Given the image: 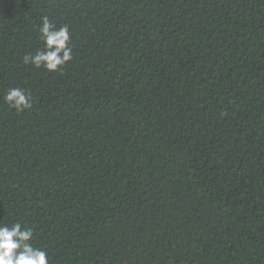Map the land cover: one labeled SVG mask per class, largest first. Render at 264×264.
Instances as JSON below:
<instances>
[{"label": "trees", "instance_id": "obj_1", "mask_svg": "<svg viewBox=\"0 0 264 264\" xmlns=\"http://www.w3.org/2000/svg\"><path fill=\"white\" fill-rule=\"evenodd\" d=\"M45 15L70 33L55 72L23 63ZM16 222L49 264H264V0H0Z\"/></svg>", "mask_w": 264, "mask_h": 264}, {"label": "clouds", "instance_id": "obj_2", "mask_svg": "<svg viewBox=\"0 0 264 264\" xmlns=\"http://www.w3.org/2000/svg\"><path fill=\"white\" fill-rule=\"evenodd\" d=\"M39 39L43 41V50L23 57L25 65L45 68L49 72L57 71L73 59L69 46L70 33L67 25L57 28L48 16L41 18ZM4 102L17 112L32 107V98L26 90L9 88L3 96ZM33 229L23 227L20 222L11 226L0 225V264H49L48 253L31 243Z\"/></svg>", "mask_w": 264, "mask_h": 264}]
</instances>
